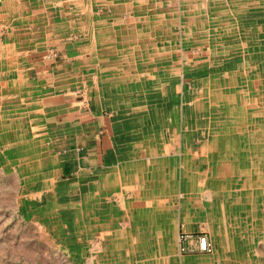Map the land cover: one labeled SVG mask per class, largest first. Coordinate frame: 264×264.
<instances>
[{
    "label": "rangeland",
    "instance_id": "obj_1",
    "mask_svg": "<svg viewBox=\"0 0 264 264\" xmlns=\"http://www.w3.org/2000/svg\"><path fill=\"white\" fill-rule=\"evenodd\" d=\"M37 2L0 0V45L8 39L16 44L9 53L5 52V56L10 54L11 58H17V66L24 71L14 78L7 75L0 78V116L11 115L13 120L11 125L0 127V264H109L115 254L119 255V262L121 258H128V264H156L160 261L161 264H264V172H253L251 178H258L257 189L253 190L247 172L232 171L227 165L226 151L219 148L221 141L226 142L208 143L205 140L207 131L217 133L215 128L213 130L216 121L205 117L209 109L206 108V112L203 104L200 109H193L198 102H193L194 98L200 90L195 88L200 79L195 71L201 65L206 69L205 73L212 76L208 79L216 78L222 84L226 79V85L229 80L239 87H249L243 94L238 91L235 99L243 102L252 94L264 111V21L254 11L264 9V0H82L84 12L80 9L77 15H72L67 9L59 18L60 25L55 23L48 30L44 28L45 32L41 31L45 27L41 23L28 22V11ZM140 2L149 7H141ZM111 5L124 6L125 9L116 11ZM89 8L95 15L88 11ZM135 9H140V13ZM250 15L256 20H248ZM143 20L151 23L142 25ZM157 26L159 33H155ZM185 26L188 31L183 29ZM93 27L107 29L100 39L96 38L97 41L91 38ZM203 32L208 35L202 46L197 41ZM127 33L133 35L129 43L124 39ZM167 34H174L177 38V69H182L185 62L186 70L190 66L196 67L185 85L179 75L174 82L171 77L169 79L170 73L164 70V65L161 66L164 74L163 77L160 75L161 82L156 85L155 78L151 77L159 73L153 69L159 61L148 59L146 51L154 52L158 36L165 37L161 44L167 45L165 41L169 38L164 36ZM213 35H216L215 41ZM233 35L237 36V41L227 38ZM106 43L108 48H104ZM141 43L145 46L141 47L142 50ZM237 43L239 56L247 54V57L234 65L233 59L231 64L228 59L235 52ZM94 45L109 54L107 60H121L130 49L137 55L125 63L129 75L126 81L113 74L119 63L115 67L105 65L94 53ZM218 45L228 47L223 51L216 50ZM207 46L211 55L206 54L204 47ZM45 58L58 60L60 70L65 72L66 97L83 107H96L99 112L114 118L120 157L113 172L101 171L79 178L67 147H62L57 137H34L37 125L30 124H34L31 121L37 118L30 112L40 107L38 101L47 92L44 91V80L31 76L29 71L35 70L31 65L35 60ZM84 59L88 63L86 66L81 64ZM254 64H258V68L254 69ZM132 67H137L136 74ZM10 80L17 82L13 84ZM122 81L126 82L123 87ZM188 107L191 109H186ZM198 112H203V120L197 116ZM224 113L229 114L227 110ZM17 115L23 117L22 120L17 119ZM259 115L255 119L251 115L240 118L246 126L249 121L251 124L255 121L257 133L254 139L248 133L227 129V133L236 137L237 144L240 141L243 156L248 154L246 160L253 154L250 149L252 139L264 142L260 140L264 139V113ZM227 125L229 127L225 122ZM199 127L204 129L202 135ZM18 128L23 129L19 135L16 133ZM219 135L225 137V132ZM239 137L245 138L238 140ZM189 149H194L193 153L201 151L200 158L192 159V153L186 154ZM202 161L206 162V167L201 165ZM263 161L264 156L256 155L258 165ZM183 165L190 168L184 180ZM48 167L55 169L59 182L70 185L58 189V196L52 204L58 205L59 210L51 212L48 221H30V208L35 204L40 211L47 204L46 199L39 194L25 198L20 187L27 180L30 183L44 180L45 176L41 177L39 172L51 171ZM205 174L209 183L214 182L208 188L202 185L206 182ZM238 180L242 184L236 185ZM80 181H98L101 185L86 186L82 190L72 187L71 183ZM228 182V188L222 186ZM80 194L86 203L80 206V214L76 215L74 211L78 205L73 199H78ZM235 195L240 202L235 200ZM89 213L95 221H84ZM78 216L89 237H79L80 232L75 228ZM102 224L122 233V239H114L112 245L109 237H100L97 231ZM223 224L226 230L229 228V233L222 231ZM157 231L161 232V237H157ZM151 232L153 236L149 235ZM203 237L210 239L212 250L211 246L202 249ZM227 240H231L230 244ZM154 247H160L158 254L151 252ZM222 249L229 255H225ZM165 254L170 257L166 259Z\"/></svg>",
    "mask_w": 264,
    "mask_h": 264
},
{
    "label": "bare ground",
    "instance_id": "obj_2",
    "mask_svg": "<svg viewBox=\"0 0 264 264\" xmlns=\"http://www.w3.org/2000/svg\"><path fill=\"white\" fill-rule=\"evenodd\" d=\"M34 1V0H33ZM101 2V1H100ZM121 2V1H120ZM12 4V3H11ZM101 4L104 5V3L102 2ZM141 4V2H140ZM23 5V4H22ZM21 5V6H22ZM28 5V4H26ZM82 5V0H38L37 4H35L34 6H32V8L30 9V11H28L29 13V16L30 18L28 19L29 23H41L42 26H45V27H42V30L43 32H45L46 30H48L50 28L51 25H55V23H59L58 25H60V23L62 21H60L59 18H61L62 14L68 9V10H71V13L72 15H77L80 11V9L82 8L81 7ZM91 5V4H90ZM103 5L101 7H103ZM136 5H138L136 3ZM105 6V5H104ZM146 6L144 4V2L141 4V7H144ZM87 7H90L89 5ZM111 8H113L114 10L116 11H122L125 9L124 6H119V5H111L110 6ZM146 7H149L148 5ZM50 8V9H49ZM28 10V9H27ZM83 12L84 10L81 9ZM97 10V9H96ZM89 12H91V14H94V12L92 11V9H88ZM87 11V12H88ZM98 11V10H97ZM255 12H257V15L256 16H260L262 18V22L264 21V9L262 11H257V10H254ZM1 12V11H0ZM115 12V11H114ZM119 12V13H120ZM21 13V12H20ZM108 13V12H107ZM113 13V12H112ZM128 13V12H127ZM97 14V13H96ZM95 15V14H94ZM67 16V15H66ZM70 16V15H68ZM163 16V15H161ZM159 17V16H158ZM184 18V17H183ZM251 18V20L255 21L256 18L251 16L248 17V20ZM185 19V18H184ZM183 19V20H184ZM170 20V19H169ZM133 21V19H132ZM135 21V20H134ZM133 21V23H134ZM143 24L142 25H148L149 21L147 20H143ZM157 21V20H156ZM172 21V19H171ZM27 22V21H26ZM115 22V21H114ZM132 23V22H131ZM130 23V24H131ZM132 23V24H133ZM155 23V22H154ZM253 24V22H252ZM28 25V24H27ZM69 25V24H68ZM91 25V24H90ZM156 25V23H155ZM22 26V25H21ZM149 26V25H148ZM2 27V26H1ZM7 27V26H6ZM16 27V26H15ZM57 27V26H56ZM108 27V26H106ZM106 27H102V28H95L93 27V31H92V36L91 38H95V40L97 41V39H100V36L101 35H104L106 32L105 29ZM11 28V27H10ZM17 28V27H16ZM29 28V27H28ZM46 30H45V29ZM109 28V27H108ZM123 28V27H122ZM150 28V27H149ZM173 28V27H172ZM6 30V28H4ZM3 29V30H4ZM183 29L185 30H189L188 27H183ZM1 30V29H0ZM27 30V29H26ZM112 30V29H111ZM35 31V30H34ZM11 32V31H10ZM214 32V31H213ZM109 33V32H108ZM111 33V32H110ZM135 33V32H134ZM145 33V32H144ZM155 33H159V28L157 26V31H155ZM9 34V33H8ZM199 34V33H198ZM114 35V34H112ZM208 35V33L206 32H203V33H200L199 34V41L198 44L199 45H202L203 44L205 45V38L206 36ZM210 35V34H209ZM12 36V35H11ZM26 36V35H25ZM153 36H154V33H153ZM166 36V38H169V42L168 41H165L167 45H164L162 46L161 44V41L164 40V38H161V36H158L156 37V43L154 45V52H148V50L146 51V56L148 57V59H156V61L158 60L159 63L154 65V68L153 69H156V71H158L159 73H155L156 75H153L151 77H154L155 80H156V85L159 83L160 81V75L162 74V68L161 66L164 65V70H168L169 71V79L171 77L172 81L174 82L175 79L178 77H182V83H187L188 81L191 80L192 78V73L195 71L196 67H192L190 66V68L188 67V70H186V62L184 63V67L182 69H177L178 67V64H177V57H179V54H178V51H179V47L177 45V38H175L176 36L174 34L172 35H164ZM212 35H210L211 37ZM214 36V35H213ZM218 36V35H217ZM14 37V36H13ZM17 37V36H15ZM21 37V36H20ZM107 37V36H106ZM133 37L132 34H126L124 36V39L127 43H129ZM135 37V36H134ZM197 37V36H196ZM219 37V36H218ZM236 37V38H235ZM11 38V37H10ZM23 38V36H22ZM97 38V39H96ZM105 38V37H104ZM110 38V37H108ZM161 38V39H160ZM228 39H230V41H237V36H230V37H227ZM34 39V38H33ZM106 39V38H105ZM113 39V38H112ZM123 39V40H124ZM176 39V40H175ZM214 41L216 40V35L214 36ZM21 40V39H20ZM137 40V39H136ZM135 40V42H136ZM155 40V39H154ZM8 41H11V39H8ZM103 41V40H102ZM111 41V40H109ZM114 41V40H113ZM139 41V40H138ZM184 41V40H183ZM2 42V41H1ZM21 42V41H20ZM115 42V41H114ZM143 42V40H142ZM153 42V41H152ZM180 42V41H179ZM7 43V42H6ZM164 43V42H163ZM2 44V43H1ZM192 44V43H191ZM16 45V44H15ZM104 48H108L109 47V44L106 43L104 44ZM181 45V44H180ZM179 45V46H180ZM193 45V44H192ZM237 45V48L234 49L235 52H233V54L230 56V59H228V61L230 62V64L232 63V59L234 61V65L236 64V62L240 59H243L244 60V57H247V54H244L243 56H239V51H238V46H239V43L235 44ZM2 46V45H1ZM127 46V45H126ZM129 46V45H128ZM185 46V45H184ZM220 45H218L219 47ZM4 47V46H3ZM25 47V46H24ZM28 47V46H26ZM98 47V46H97ZM120 48H124V45H120L119 46ZM141 47H144V43L140 44V49L142 50ZM216 47V50H225L226 47H228V45H221L220 48ZM130 48V46L128 47ZM143 48V49H144ZM206 48L207 50L206 51V54H212V51L210 50V48L207 46V47H204ZM255 48V47H254ZM183 49V48H182ZM232 49V48H231ZM256 49V48H255ZM94 53L97 54L98 58L102 59L103 63L107 66H113L115 67L118 63L119 65H117V71H115L113 74H118L117 77L118 78H121L122 80H125L126 81V78L129 76L128 75V69L125 70V63H127L128 61H130L129 58H132V60H134L133 58H136L137 55H134L132 54L131 52V49L128 50V52H130L127 56H121V58L123 59H119L117 60L116 58V61H113V59L110 60V58L107 60L106 56H108L109 54L106 52V51H103V50H100L99 48L97 49L96 48V45H94ZM181 50V49H180ZM89 51V50H88ZM209 51H211L209 53ZM220 51V52H221ZM258 51V50H257ZM123 52V51H122ZM181 52V51H180ZM182 53V52H181ZM226 53V52H225ZM210 54V55H211ZM152 56V57H151ZM105 57V58H104ZM120 57V56H118ZM151 57V58H150ZM4 58V57H3ZM181 58V57H180ZM13 59V57H12ZM179 59V58H178ZM7 60V59H6ZM181 60V59H180ZM162 61V62H161ZM226 61V62H228ZM132 62V61H131ZM3 63V62H2ZM13 63V62H12ZM117 63V64H116ZM189 64H191V62H188ZM82 65H88V63H86V59H84V62L81 63ZM89 66H91V64H89ZM129 66V65H127ZM9 67V65H8ZM93 67V66H92ZM108 68V67H107ZM200 69L198 71H195L196 74L200 77L199 81H197V85H195V88L199 87L200 90L198 89L197 93H196V96L194 98V101H198V102H195L194 106H193V109L195 110H198L200 109V104H203V107H204V110L206 111V108H208V114L206 113L205 114V117L207 118L208 117V120L210 121H216L214 123V126H213V130L215 128V130L217 131V133L215 132L214 134L207 131V133L204 135L205 137V140L207 139L208 143L209 141L211 142H216L218 141L220 143L221 140H224L226 143L227 146H224V142L221 141L220 143V150L221 151H226V155H227V159H228V164L230 169H232V171H245L244 173H246V175L249 177L248 179V183L252 184V188L253 190L257 189V183H256V180L258 181V178H255L254 176L251 178V176L253 175V172H259L260 174H262L261 172H264V161L263 162H260V164L258 165L256 163V155L260 154L261 156H264V142H258V138H257V141L255 142V140H253L255 137H256V131H257V126L255 124V121L251 124V121H249V124H246L244 122H240V118L242 115H244V117H248V116H252L254 119L256 118V116H258L259 114H262V115H259V116H263V113L264 111H262L261 107L257 104L258 102L257 101V98L253 97L252 94L250 95V98H248V100H244L243 102H239V100L235 99L236 98V95H237V92L239 91V93L243 94L245 92H247V89H249V87H239L236 85V83H233V82H229V80L227 81V84L226 85V79L220 83L218 80H216V78L213 80V79H208L209 77H212V76H208L205 72V68L201 65L199 67ZM253 68H258V64H254L253 65ZM106 69V68H105ZM131 69H133V71L137 72V67H132ZM251 69V68H250ZM4 70V69H3ZM15 70V69H14ZM181 71H183L181 73ZM3 72V71H2ZM14 72V71H13ZM22 73V72H21ZM93 73V72H92ZM165 73V72H164ZM15 74V73H14ZM134 74V73H133ZM233 74H230V76H232ZM116 76V75H115ZM164 76V74H162V77ZM14 78V77H13ZM105 78V77H104ZM111 78V77H110ZM3 79V78H2ZM7 79V78H6ZM10 79V78H9ZM17 79V78H16ZM25 79V78H24ZM108 79V78H107ZM113 79V78H112ZM56 80V79H55ZM59 80V79H58ZM117 80V79H116ZM119 80V79H118ZM8 81V80H7ZM115 81V80H114ZM125 81H122V84L121 86L123 87V85L126 83ZM149 81H150V78H149ZM140 82H143V78H140ZM161 82V81H160ZM9 83V82H8ZM24 83V82H23ZM137 83V82H136ZM171 83V82H170ZM30 84V83H29ZM33 84V83H32ZM131 84V83H130ZM52 85V84H51ZM172 85V84H171ZM34 86V85H33ZM39 86V85H38ZM136 86V85H135ZM65 87V86H64ZM182 87H184L182 85ZM7 88V87H6ZM5 88V89H6ZM46 88V87H45ZM63 88V87H62ZM224 88V89H222ZM3 89V90H5ZM9 89V88H8ZM108 89V88H107ZM105 90V89H104ZM8 91V90H7ZM184 91V90H183ZM122 92V91H121ZM262 93H264V90L262 91ZM123 94V93H122ZM126 94V93H125ZM257 95V94H256ZM124 96V94H123ZM129 97V95H128ZM253 97V98H252ZM112 100V99H111ZM157 102V101H155ZM130 104V103H129ZM192 105V104H191ZM199 105V106H198ZM118 106V105H117ZM222 107V108H221ZM184 109V108H183ZM186 109H191V108H186ZM195 110V111H196ZM228 111L229 114H225L224 112L225 111ZM207 112V111H206ZM203 112H198V117L200 118V120H203V116H202ZM212 119V120H211ZM215 119V120H214ZM3 121V119H2ZM229 123V127L228 125L225 126V122ZM223 122V123H222ZM236 124H237V127H236ZM211 128V127H210ZM209 128V129H210ZM247 128V129H246ZM19 129V128H18ZM199 132L200 134L202 135L203 133V128L202 127H199ZM212 129V128H211ZM222 129V130H221ZM227 129H229V131L232 129V130H236L237 132H240L242 131V133H248L249 137H253L252 139V143L250 145V149L252 150L253 154L250 156V159L249 160H246L248 158V154L244 157L243 154V151H242V148L240 147V141H239V144L236 143V141L234 140L236 137L232 136L231 134L227 133ZM22 130V129H21ZM219 130V131H218ZM1 131V130H0ZM211 131V130H210ZM228 131V132H229ZM221 132H225V137H220L219 133ZM13 133V132H12ZM19 135V134H18ZM18 138V137H17ZM28 138V137H27ZM245 138V137H243ZM243 138L239 137L238 140H242ZM8 139V138H7ZM198 139H201V137H198ZM9 140V139H8ZM15 140V139H14ZM244 140V139H243ZM246 140V139H245ZM260 140H264V139H260ZM7 141V140H6ZM4 142V141H3ZM38 142V141H37ZM233 143V144H237L236 146H230L229 143ZM217 144V143H216ZM24 145V144H23ZM29 145V144H28ZM39 147V146H38ZM204 147V146H203ZM217 147V145L215 146ZM214 147V148H215ZM247 147V145H246ZM249 147V146H248ZM22 148V147H21ZM32 148V147H31ZM241 148V149H240ZM44 149V148H43ZM245 149V148H244ZM24 150V149H23ZM217 150V149H216ZM23 152V151H22ZM30 152V151H29ZM194 152V149H189L186 151V154L188 153H192V159L194 158H200V153L201 151H195ZM197 152V153H196ZM33 153V152H32ZM198 154V155H197ZM211 154V153H210ZM218 154V153H217ZM27 155V154H26ZM207 155V154H206ZM214 155V153H213ZM222 155V154H221ZM224 155V154H223ZM19 157V156H18ZM25 157V156H24ZM36 157V156H35ZM224 158V157H223ZM33 159V157H32ZM51 159V158H50ZM187 159V158H186ZM214 159V158H213ZM17 161V160H16ZM27 161V160H26ZM224 161V160H223ZM20 162V161H19ZM37 162V161H36ZM28 163V162H26ZM35 163V162H34ZM18 164V162H17ZM190 164V163H189ZM219 164V162H218ZM226 164V163H225ZM29 165V164H28ZM36 165V164H35ZM47 165V164H46ZM201 165H203V167H206L207 164L206 162L202 161L201 162ZM185 166V168H184ZM183 169H182V179L184 180V175L188 174V170L190 169L189 167H186V165H183L182 166ZM212 167V166H211ZM214 167V166H213ZM26 168V167H25ZM215 169V168H214ZM208 170V169H207ZM227 170V169H226ZM209 172V171H208ZM1 173V172H0ZM201 173V172H200ZM217 173V172H216ZM220 173V172H218ZM224 172H222L223 174ZM3 174V173H2ZM207 174V173H206ZM205 174V179H206V182L202 185L204 186H207V188L211 185V184H214V182H210L209 183V178L207 177V175ZM198 175V174H196ZM232 175V174H231ZM234 175V174H233ZM50 176V175H49ZM48 176V177H49ZM263 176V175H262ZM204 177V176H203ZM202 177V178H203ZM210 177V176H209ZM115 178V177H114ZM215 178V177H214ZM240 179V178H239ZM245 179V178H244ZM4 180V179H3ZM36 180V179H35ZM195 180H196V177H195ZM199 180V179H198ZM223 180V179H221ZM18 181V180H17ZM218 181V180H217ZM255 181V182H254ZM182 182V181H181ZM238 184L241 183L240 180L237 181ZM245 182V181H244ZM261 182V181H259ZM242 184V183H241ZM218 185V184H216ZM219 186V185H218ZM223 187L225 188H228L229 186V182L226 183L225 185H222ZM221 187H218L217 189H219ZM263 188V187H262ZM199 189V187H198ZM223 190V189H222ZM239 190V189H238ZM241 190V189H240ZM250 190V189H249ZM252 190V189H251ZM221 191V190H220ZM264 191V190H263ZM238 192V191H237ZM249 192V191H248ZM247 193V192H246ZM255 193V192H254ZM238 194V193H237ZM249 194V193H248ZM247 194V195H248ZM182 196V195H180ZM199 196V195H198ZM236 196V199L237 201L240 202V198H238V195H235ZM246 196V195H245ZM249 197V196H248ZM88 199V198H87ZM253 199V198H252ZM198 202V201H197ZM11 203V202H10ZM86 203V202H85ZM187 203V202H186ZM196 203V201L194 202ZM194 203H193V206H194ZM251 205V204H250ZM255 206V205H254ZM89 207V206H88ZM162 208V207H161ZM249 210V209H248ZM224 211V210H223ZM247 212V211H246ZM245 212V213H246ZM256 212V211H255ZM243 213V212H242ZM223 216V215H222ZM226 216V215H225ZM252 216V215H251ZM247 217V216H246ZM119 218V217H118ZM254 218V217H253ZM259 218V217H258ZM225 219V217H224ZM257 219V218H256ZM227 220H224L223 222H225ZM235 221V220H234ZM82 222V221H81ZM222 222V223H223ZM221 223V224H222ZM229 224V222H225V224ZM220 224V225H221ZM223 224L221 226V229L224 233H229L227 230L229 229H225L226 225ZM80 225V223H79ZM78 225V226H79ZM264 225V224H263ZM207 228V227H206ZM35 229V228H34ZM88 229V228H87ZM253 229V228H252ZM248 231V230H247ZM34 233V232H33ZM233 233V232H232ZM242 233V231H240V234ZM231 236V235H230ZM241 236V235H240ZM231 238V237H230ZM42 240V239H41ZM201 240V239H200ZM209 242L211 243L210 239H208ZM43 241V240H42ZM222 240H220V243H219V248H220V244L222 243L221 242ZM230 244V241L227 240ZM208 242V244H209ZM201 243V242H200ZM199 243V244H200ZM228 244V243H227ZM35 246V245H34ZM42 246V245H41ZM144 246V245H143ZM209 246H211V250H212V243L211 245L209 244ZM218 247V246H217ZM233 247V246H232ZM114 248V247H113ZM229 248H231V246L229 245ZM238 248V247H237ZM106 249V248H105ZM169 249V248H168ZM167 251L170 253V250ZM223 250V249H222ZM229 250V249H228ZM224 251V250H223ZM235 251V250H234ZM224 254H228L227 252L224 251ZM167 255L166 256V259L169 258V254H165ZM143 261V260H142ZM202 264V263H201Z\"/></svg>",
    "mask_w": 264,
    "mask_h": 264
},
{
    "label": "crops",
    "instance_id": "obj_3",
    "mask_svg": "<svg viewBox=\"0 0 264 264\" xmlns=\"http://www.w3.org/2000/svg\"><path fill=\"white\" fill-rule=\"evenodd\" d=\"M135 12L140 13V9H135ZM6 42L2 44V46H4L3 48L0 45V78L6 75L8 77H13L14 75L24 73V71L21 73V68L17 66V58L12 59L11 56H9L10 54L7 55L8 57L5 56V52L9 53L11 47L14 49L13 45H15L11 41ZM34 62V64H31L35 67L34 71H29L28 66H26L25 69L31 72V76H37L39 80H44V87H46L44 91L47 92L45 96H42L41 101H38L40 107L30 112V115L33 114L37 118L32 119L31 122H35L34 124L28 123L30 126L37 125L34 137H57V142L59 144L62 143V147H67L69 157L72 158L74 168L77 169L76 176H79V178H86L85 176L87 174H89V176L91 174L96 175L101 171L107 173L113 172L117 168L116 163L120 157L118 151L120 145L115 134V120L112 115L99 112L98 109L93 106L83 107L78 102L66 97L64 92L65 72L60 70L58 60L45 58L42 59V61L35 60ZM10 82L14 84L17 81L10 80ZM48 97L52 100L48 101ZM44 99L46 103L43 101ZM19 116L20 115H17L15 117L22 120L23 117ZM11 117V115L0 116V127L4 128L9 124L11 125L13 121ZM43 122L44 128L42 129ZM18 132H22L21 129L16 131L17 134ZM48 169L51 171L45 173L39 172L41 177L45 176L43 178L44 180L31 183L27 180L24 181V184L20 187V190L23 191V197L25 198H30L31 196L39 194L42 199H46L47 204L43 205L40 211H38V207L35 206V204L30 208V221H48L50 213H56L59 210V206L57 205L56 207V204L52 203L54 202V198L58 196V189L61 186L64 187L67 183L58 181L59 175L57 174V177H55V169L53 167H48ZM56 170H58V168H56ZM69 185L70 184H67L66 186ZM71 185L75 189L82 190L86 189V186H90L88 188H94L101 185V182L80 181L73 182ZM77 198L78 199H73L74 203L78 205V207L75 208L76 211H74L76 215L80 214V206L85 203L83 202L84 198H82L81 194ZM57 215L59 216L58 213ZM87 216L88 217L84 219L85 222L95 221L94 218L91 217V213ZM56 217L57 216H54V218ZM79 217L80 216L75 219L76 225L80 223L79 226L75 227L80 232L79 237H89L86 235V227L82 226ZM97 233L100 234V237L102 235L109 237L112 245L115 244L114 239H122V233L118 234L117 231H113V229L106 224H104V226L102 224ZM149 235H152V232ZM161 236V232L157 231V237ZM158 250H161L160 247H154L151 249V252L158 254ZM89 251L91 252V249H89ZM118 256L119 255L115 254L109 261V264H128V258L126 260L121 258L119 262ZM160 262L156 264H161L162 262ZM201 263L203 264V262L199 264Z\"/></svg>",
    "mask_w": 264,
    "mask_h": 264
},
{
    "label": "built area",
    "instance_id": "obj_4",
    "mask_svg": "<svg viewBox=\"0 0 264 264\" xmlns=\"http://www.w3.org/2000/svg\"><path fill=\"white\" fill-rule=\"evenodd\" d=\"M201 247L202 249L206 250L209 247L208 239L203 237L201 240Z\"/></svg>",
    "mask_w": 264,
    "mask_h": 264
}]
</instances>
